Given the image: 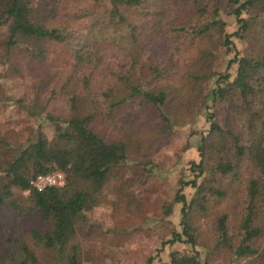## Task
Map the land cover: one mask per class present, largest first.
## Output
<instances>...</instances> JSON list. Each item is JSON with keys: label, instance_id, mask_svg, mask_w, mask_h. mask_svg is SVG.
<instances>
[{"label": "trees", "instance_id": "16d2710c", "mask_svg": "<svg viewBox=\"0 0 264 264\" xmlns=\"http://www.w3.org/2000/svg\"><path fill=\"white\" fill-rule=\"evenodd\" d=\"M88 2H100L101 7L85 13V22L62 15ZM220 10L235 17L234 32H225ZM148 18L159 31L181 37L195 49L187 68L171 72L175 83L150 88L130 79L142 61L138 33ZM232 36L244 38L248 48L230 60L236 64L230 79L228 73L212 72L211 66L213 50L217 45L228 48ZM97 42L111 43L129 62L127 71L116 77V94L111 88L101 91L102 105L90 87L91 46ZM56 46L67 50L64 68L48 63ZM0 66L5 77L29 78L20 95L3 94L5 100L59 129L58 136L48 140L38 122L24 143L0 139V207L13 219L33 215L47 228L41 234L30 231L32 245L23 241L0 251V264H39L34 247L50 250L52 264H81L80 248L70 242L76 222L110 188L114 168L129 160L125 142L109 140L99 129L138 101L113 122L115 130L129 138L141 128V115L151 110L156 131H172L197 105L200 72L215 77L210 86L202 84L208 129L197 146L198 161L189 162L190 178L178 180L172 200L180 204L181 230L171 231L161 246L179 242L190 248L170 251L169 264H210L194 249V223L213 212L216 248L248 264H264V0H0ZM147 69L152 77L168 74L166 67ZM170 108H176L172 116ZM55 170L63 173V185L41 191L30 187L33 176ZM185 186L193 189L188 200L182 193ZM164 213H170L168 206Z\"/></svg>", "mask_w": 264, "mask_h": 264}, {"label": "rangeland", "instance_id": "374dc122", "mask_svg": "<svg viewBox=\"0 0 264 264\" xmlns=\"http://www.w3.org/2000/svg\"><path fill=\"white\" fill-rule=\"evenodd\" d=\"M90 3L71 7L64 10L62 15H71L76 20L85 22L88 19V14L86 16L85 13L101 7L100 2ZM219 17L225 22L226 33L236 30L238 24L233 15L220 10ZM138 34L142 61L130 72V79L136 84L152 88L165 83H175V76L171 75L173 69L177 67L180 72L194 60L195 49L191 43L182 41L181 37H171L166 32L159 31L149 18L143 21V29ZM230 39L232 45L228 48L217 45L213 50L211 71L215 74L228 73L231 79L236 64L230 60L235 55L243 54L248 46L242 37L232 36ZM91 47L93 61L90 87L96 94L99 105H102L104 98L100 95L101 91L111 88L112 95L116 94V77L127 71L129 62L124 53L111 43L97 42ZM67 55L66 48L56 46L49 55L50 67H66L69 63ZM147 65L166 67L168 74L164 77H152ZM197 78V105L186 115L185 123L172 127V131H156V116L151 110L141 115V128L138 132L131 131L133 134H130L129 138L123 131L115 130L113 122L125 117L130 112L131 104L136 108L138 101L128 104L114 114V121L104 130L99 129L107 139H121L125 142L129 160L114 168L110 188L104 189L98 205L83 211V217L76 222L75 234L70 242L80 248L81 264H169L170 251L191 252L186 244L175 242L161 246V242L169 238L171 231L181 230L180 204L172 200L178 180L190 178L189 162L198 161L197 146L200 144V137L206 135L208 129V122L205 121L206 111L201 101V94L205 93V86L202 84L206 82L210 86L215 77L211 78L208 73L200 72ZM28 81L29 78L21 80L3 76L0 66V85L3 89L0 93V139L11 145L24 143L31 138L38 122L48 140L58 136L59 129L56 126L46 120L30 117L23 107L6 101L3 97V94L9 98L20 95ZM169 111L172 116L176 108H170ZM151 136L152 139L148 140ZM140 163L144 166L139 165ZM201 179L202 177L198 182ZM192 191L189 186L182 188L187 200ZM15 193L26 194V191ZM166 206L170 208L168 215L164 213ZM211 214L200 217L194 223L198 232L194 249L202 255L201 257H206L210 264H248V260L233 257L227 249L216 248L218 243L216 232L211 225ZM46 229V225L33 215L13 219L8 209L0 207V251L23 241L32 245L30 231L36 230L41 234ZM33 250L38 256L39 264H52L49 259L50 250L40 247H34ZM150 257L151 262H146Z\"/></svg>", "mask_w": 264, "mask_h": 264}, {"label": "built area", "instance_id": "2783aa9c", "mask_svg": "<svg viewBox=\"0 0 264 264\" xmlns=\"http://www.w3.org/2000/svg\"><path fill=\"white\" fill-rule=\"evenodd\" d=\"M63 183L64 176L59 170L44 174H36L29 180L30 187L36 191H41L50 186H61Z\"/></svg>", "mask_w": 264, "mask_h": 264}]
</instances>
